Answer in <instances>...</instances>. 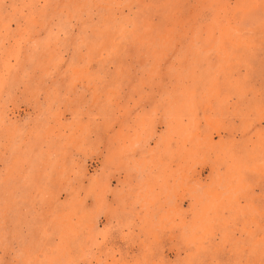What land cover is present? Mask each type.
Listing matches in <instances>:
<instances>
[{"label": "rangeland", "instance_id": "rangeland-1", "mask_svg": "<svg viewBox=\"0 0 264 264\" xmlns=\"http://www.w3.org/2000/svg\"><path fill=\"white\" fill-rule=\"evenodd\" d=\"M0 264H264V0H0Z\"/></svg>", "mask_w": 264, "mask_h": 264}]
</instances>
